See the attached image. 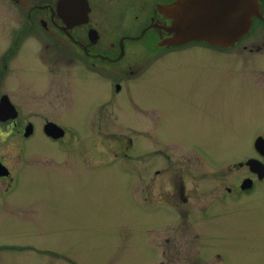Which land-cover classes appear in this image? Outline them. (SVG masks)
Listing matches in <instances>:
<instances>
[{"label": "rangeland", "instance_id": "obj_1", "mask_svg": "<svg viewBox=\"0 0 264 264\" xmlns=\"http://www.w3.org/2000/svg\"><path fill=\"white\" fill-rule=\"evenodd\" d=\"M107 26L111 37L117 26ZM138 26L127 33L139 36L143 25ZM252 27L226 50L199 44L169 53L140 77L119 81L123 88L115 96L114 83L101 73L78 62L56 64L62 69L57 104L29 93L20 107L51 116L65 135L54 142L35 119L33 136L14 132L10 145L0 147L14 179L2 195L7 201L0 197V264H192L197 229L188 230L180 211L200 210L219 187L232 186L248 172L237 168L218 179L198 167L195 154L179 150H204L215 167L253 155L252 140L264 136V25L255 21ZM147 37L126 42L128 51L152 48ZM36 46L29 60L42 68ZM127 138L139 164L113 158ZM152 149L174 160L168 176L157 175L158 187L175 191L180 173L190 195L186 203L172 197L168 204L159 192L149 199ZM137 165L140 177L133 174ZM171 209L179 215L173 217ZM227 209L209 223L205 248L222 255L225 264H264V187Z\"/></svg>", "mask_w": 264, "mask_h": 264}, {"label": "flooded vegetation", "instance_id": "obj_2", "mask_svg": "<svg viewBox=\"0 0 264 264\" xmlns=\"http://www.w3.org/2000/svg\"><path fill=\"white\" fill-rule=\"evenodd\" d=\"M61 1L0 0V147L10 145L11 142H8V138L14 132L25 138L33 136L37 130L35 119L41 122L43 132L47 123H54L62 127L61 124H58L55 119L47 114L39 112L34 114L24 113L22 107H20V102L25 103L24 98L29 99L27 98L29 93H31V99L38 98L39 102L43 100L53 106L57 104L55 101L57 102L60 98L58 86L60 85L62 69L60 70L56 64L62 63V61H64L63 63L69 61L71 65L78 62L80 63L79 66L82 65L91 73H101L108 82L114 83L111 91L113 92L112 96H115L123 88L121 81L126 82L140 77L158 60H162L169 53L199 44L226 50L237 46L249 35L243 36L230 47H218L200 41H189L177 46H158V42L167 36L162 26L169 25L171 22L170 18L159 10V6L172 3L175 0H86L89 7L87 17L84 21L77 23L67 20L61 15L58 9ZM259 2L264 17V0H259ZM13 13L16 15L15 20L12 18ZM255 21L264 25V20L254 17L252 26ZM107 23L117 26L115 28L116 34L113 30L111 37L109 33L111 29L108 28ZM137 24L139 26L143 25L139 30V34L144 31L142 38L150 36L149 39L153 40L151 45L153 47L129 52L127 43L137 42L140 39H133L138 34L130 35L127 30L132 29L131 26ZM120 25L130 26L131 28L118 29ZM36 44L41 47L37 48L36 51H38V57H40L39 61H42V68L32 66L29 60L30 47H34ZM244 47L247 46L244 45ZM64 50H68V52ZM68 56H71L70 59ZM14 57L16 64L12 60ZM65 57L66 59L63 60L62 58ZM138 57H142V59H139L140 65L134 66V62L138 60ZM73 72L68 71L67 75L73 74ZM50 81H52L51 86ZM19 91H22L23 95ZM43 92H48V95L43 94ZM41 95L43 98L40 99L39 96ZM28 125L31 126L32 132L25 136L24 133ZM47 137L54 140V142H59L62 138H53L49 135ZM127 139L128 144L119 145V149L115 152L113 158L116 157L117 160L124 159V157L132 158L138 161L139 164L141 161L140 156L135 155L134 152L130 155L129 149L132 146L135 147V144L130 138ZM258 139H261V143H264L262 133L257 134L251 142L253 155H249L245 160L239 162H228L222 167H215L204 150H199L196 147L190 151L184 148L179 150L182 153L195 154L196 156L192 158L199 165L198 167L201 166L209 173L218 174V179L222 176H229L237 168H245L248 172L247 176L239 181L236 180L232 186L223 185L219 187L214 197L204 204L200 210L188 211L186 214H183V210L180 211L181 217H185L188 230L191 228L197 229L196 235H193V237L195 236L197 249L195 255H193L194 261H191L192 264H205L207 262L209 264H225L222 255L217 254V252L212 256L211 252L205 248L202 236L210 230L209 223L211 220L221 216L224 211L228 210L229 203L233 205L234 201H239L244 196H248L256 190L257 186L264 187V147L258 148L256 146ZM148 153L154 155L149 160L150 162H147L152 169L148 174V178H150L147 189L149 199L154 198L159 192L161 194L159 197L169 201L168 204H171L172 197L181 200L180 202L183 204L186 203L190 195L188 196L185 193V184L180 173H178L179 175L175 174L178 176L175 191L168 192L157 185V175H164L165 172L166 177L168 176L166 171L172 168L174 160L171 158L170 153L165 155L155 149L149 150ZM158 155L162 158L160 163H157ZM0 162L8 171L7 175L0 176V197H2L11 190L14 179L12 178L13 172L4 161L1 150ZM186 163L187 161L184 162V164ZM140 167V165L133 167V174H136L137 177L142 176L138 173ZM180 168H183V166L181 165ZM179 172L182 173V171ZM162 190L163 192H161ZM2 198L4 199V197ZM4 201H7L6 198ZM170 211L175 214L173 217L179 215L178 210L171 209ZM208 254L211 256L210 260L207 257Z\"/></svg>", "mask_w": 264, "mask_h": 264}, {"label": "water", "instance_id": "obj_3", "mask_svg": "<svg viewBox=\"0 0 264 264\" xmlns=\"http://www.w3.org/2000/svg\"><path fill=\"white\" fill-rule=\"evenodd\" d=\"M259 5V0H175L160 5L159 10L171 22L162 26L167 36L158 42V46L200 41L218 47H230L250 32L254 17L264 20ZM58 9L65 19L76 23L84 21L89 11L86 0H62ZM143 33L133 39L141 38ZM30 132L31 126H27L24 135ZM45 132L53 138L61 137L64 133L54 123H47ZM260 143L261 139H258L256 146L264 147V143ZM7 174L6 167L0 162V176Z\"/></svg>", "mask_w": 264, "mask_h": 264}]
</instances>
